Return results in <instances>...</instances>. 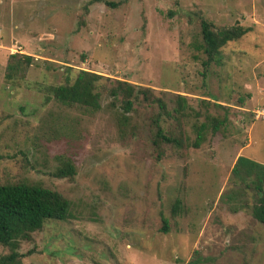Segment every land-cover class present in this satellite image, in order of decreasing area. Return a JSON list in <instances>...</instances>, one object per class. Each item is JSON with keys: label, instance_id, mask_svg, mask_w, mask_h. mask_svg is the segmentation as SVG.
Returning <instances> with one entry per match:
<instances>
[{"label": "rangeland", "instance_id": "1", "mask_svg": "<svg viewBox=\"0 0 264 264\" xmlns=\"http://www.w3.org/2000/svg\"><path fill=\"white\" fill-rule=\"evenodd\" d=\"M103 1L115 6L0 0V184H39L71 202L65 221L46 222L21 243L23 264H264V227L226 196L242 187L231 181L238 157L264 165V0ZM198 17L251 30L222 50L223 65L206 77L193 48ZM15 54L32 60L22 79L8 82ZM69 67L107 86L126 81L165 92L169 102L186 96L194 111L229 120L226 131L183 160L168 153L155 161L144 137L119 136L110 98L90 113L47 97L48 87L65 84ZM134 107L141 121L148 110ZM61 156L73 163L72 180L53 176ZM176 198L184 210L173 216ZM7 252L0 247V256Z\"/></svg>", "mask_w": 264, "mask_h": 264}, {"label": "trees", "instance_id": "2", "mask_svg": "<svg viewBox=\"0 0 264 264\" xmlns=\"http://www.w3.org/2000/svg\"><path fill=\"white\" fill-rule=\"evenodd\" d=\"M106 6L114 7L113 3L97 0ZM117 6V4H116ZM200 38L193 44L194 50L201 55L203 68L202 77L212 66L223 65L222 50L229 43L239 42L251 30L240 25L231 27H215L202 17H198ZM197 59V58H196ZM32 58L25 55H11L6 66L5 79L15 82L22 79L29 68ZM65 84L48 87L47 97L56 104L68 108L85 110L90 113L99 112L101 98H110L108 104L114 109L110 114L113 127L120 137H144V143L149 149V155L159 161L170 154L183 160L190 149H198L208 135L225 133L229 120L210 116L207 112L194 111L187 103V97L173 95L170 102L164 99L165 92H159L132 85L126 81H113L109 86L102 83L104 78L91 72L67 68ZM108 80L109 79H105ZM140 105L148 110L141 121L134 118ZM201 105L220 108L221 106L203 100ZM196 121L189 127L188 122ZM195 136L191 140L189 131ZM58 168L53 176L56 179L72 180L76 174L72 161L64 156L58 157ZM233 185H241L239 190L227 193V198L234 203L242 202L243 207L250 209L252 219L264 227V165L245 157H238L231 169ZM249 191L253 204L247 206L243 195ZM71 202L60 192L45 188L39 184L25 181L0 184V247L8 252L0 256V264H23L25 255L19 252L23 242H32V236L43 229L46 222L65 221L70 216ZM183 203L176 198L171 207L172 215L183 212ZM161 231L168 233L166 220H162ZM194 264V263H193Z\"/></svg>", "mask_w": 264, "mask_h": 264}, {"label": "built area", "instance_id": "3", "mask_svg": "<svg viewBox=\"0 0 264 264\" xmlns=\"http://www.w3.org/2000/svg\"><path fill=\"white\" fill-rule=\"evenodd\" d=\"M255 118L258 119V118L256 117V114H255ZM261 120H264V115H262Z\"/></svg>", "mask_w": 264, "mask_h": 264}]
</instances>
